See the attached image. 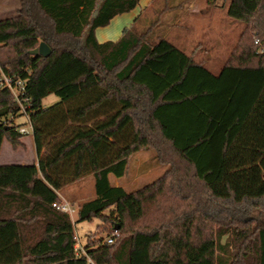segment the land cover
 Returning a JSON list of instances; mask_svg holds the SVG:
<instances>
[{
  "label": "trees",
  "instance_id": "1",
  "mask_svg": "<svg viewBox=\"0 0 264 264\" xmlns=\"http://www.w3.org/2000/svg\"><path fill=\"white\" fill-rule=\"evenodd\" d=\"M139 2L20 0L0 19V69L25 88L0 82V150L23 146L26 113L38 154L0 164V264H264V219L252 215L264 214V0H222L247 29L219 72L137 33L136 19L117 40L96 38ZM41 42L49 55L31 53ZM50 93L59 101L45 108ZM149 148L169 165L162 176L112 183ZM89 176L77 222L104 220L115 240L92 235L77 255L76 222L54 203ZM162 200L167 220L141 228Z\"/></svg>",
  "mask_w": 264,
  "mask_h": 264
},
{
  "label": "rangeland",
  "instance_id": "2",
  "mask_svg": "<svg viewBox=\"0 0 264 264\" xmlns=\"http://www.w3.org/2000/svg\"><path fill=\"white\" fill-rule=\"evenodd\" d=\"M6 6H4L5 11L2 18H8L15 15L20 6V0H9ZM8 2V1H7ZM189 2L194 3L193 7H190L189 13H184L187 11L185 6H180L178 11H181V21L174 23L172 20L171 9L167 10L165 15H162L161 8L157 1L153 0L146 7L141 6L140 1L139 6L134 11V18L137 23L135 25V31L139 34L146 32L147 37L152 42H156L161 38H169L172 41L178 42L177 44L188 54L194 53L196 58H205L206 55H210L214 69L218 70V64L223 63V59H226L230 53L231 49L240 37L241 31L247 29L245 23L241 21L234 20L227 15L226 8L222 5V0H216L213 4L209 0H190ZM182 8V9H181ZM132 19L135 21V19ZM131 20V21H132ZM119 23L117 21L113 22L111 25V33L109 38L116 39V35L113 32L116 31ZM100 34L102 32H108L107 28L99 29ZM253 36L255 35V40L258 39V35L252 31ZM208 47H210L211 52H208ZM200 51V53H196ZM0 74L2 70L0 69ZM59 101V97L55 93H50L46 98L43 99L42 104L45 108L52 105L53 103ZM17 122H25V118L16 117ZM27 143L24 144V150L22 147L20 150L14 152L12 145L8 140H5L1 148V161L16 163L21 162V160H32L36 155L34 148L33 137L28 136L26 140ZM28 146V147H27ZM26 158V159H25ZM128 173L121 178L115 176L111 177L112 183L122 185L126 190L130 191L139 188L146 183L152 182L158 177L162 176L163 173L169 168V165L163 161L158 160L157 152L155 149H145L136 153L129 164ZM94 180L91 176L84 178L80 182L73 185H69L61 192L65 198H72L76 200L77 205L84 200L92 198L95 195ZM167 200L157 201L148 206L146 217L140 223L141 228L145 226L153 227L158 225L163 220H167L168 215L163 213L168 207ZM108 213V212H107ZM259 211L253 212L252 215L264 219V214L259 213ZM77 210L73 214L72 219L76 222V234L78 238V245L83 247L86 243L88 237L96 235L103 238H108L114 235L110 230V223L101 220L94 219L93 221H82L78 220Z\"/></svg>",
  "mask_w": 264,
  "mask_h": 264
},
{
  "label": "crops",
  "instance_id": "3",
  "mask_svg": "<svg viewBox=\"0 0 264 264\" xmlns=\"http://www.w3.org/2000/svg\"><path fill=\"white\" fill-rule=\"evenodd\" d=\"M8 1V2H7ZM142 1V3L139 4L141 6H144L146 7L147 5H149V3H151L153 0H140ZM157 1V3L159 4V7L161 8L162 11V15H165L167 13V10L171 9L172 12V20H174V23L181 21V17H178V16H181V11L178 9H180V6H185V8L187 9V11H185L184 13H189L190 11V7H193L194 3L192 2H189L190 0H155V2ZM8 3H10L9 0H0V19H2V15L5 11V8L4 6H6ZM139 6V5H138ZM137 8H135L133 11L131 12H125L124 14H121V15H117L115 16L109 23L108 26H105V27H98L95 31V34H96V38H98V40L100 42H105V41H109V36H110V33L112 32L111 31V25L113 24V22L117 21L118 26H117V29L115 32H113V35H116V39H111V40H117L118 38H120L123 30L125 29V27L127 26H130L134 21L132 20L134 17V11L136 10ZM182 9V8H181ZM181 14V15H180ZM135 19V18H134ZM132 20V21H131ZM101 28H107L109 30V33L108 32H102V34H100V30ZM171 40V39H170ZM172 41V40H171ZM173 43L177 44L178 42H175V41H172ZM179 44V43H178ZM177 44V45H178ZM179 46V45H178ZM180 47V46H179ZM181 48V47H180ZM208 52H211L210 50V47H208ZM196 53H200V51H197ZM197 61L201 62L205 67H209L211 68L214 72H219V70L222 68L223 66V63L225 61V59H223V63L221 64H218V70H215L214 69V65L216 67L217 64H213L212 62V59H210V55H206L205 58H196L194 53H190ZM212 61V62H211ZM28 136H32V133H29L27 135H24L23 138H22V142H23V145L27 143V139H28ZM7 140V139H5ZM4 140V141H5ZM4 143V142H3ZM34 143V137H33V142ZM21 147L26 150L24 148V146H19L16 150L13 149L14 152L18 151L21 149ZM28 147V146H27ZM34 148H35V151H36V147H35V143H34ZM1 152V150H0ZM36 153V152H35ZM26 159V158H25ZM37 159H38V154L36 153V155L34 156V158L32 160H21V162H16V163H20V164H32L34 162H37ZM16 163H9V162H2L1 161V154H0V164H16ZM116 184V183H115ZM116 185H119V184H116ZM65 190V189H64ZM60 199H67V197L65 198L63 195H61L60 193ZM67 200H69L72 204H77L76 203V200L72 199L71 197L68 198ZM76 206V205H75Z\"/></svg>",
  "mask_w": 264,
  "mask_h": 264
},
{
  "label": "built area",
  "instance_id": "4",
  "mask_svg": "<svg viewBox=\"0 0 264 264\" xmlns=\"http://www.w3.org/2000/svg\"><path fill=\"white\" fill-rule=\"evenodd\" d=\"M258 41V39L256 40ZM3 74H0V82L3 86L8 87L9 89L12 90V92L17 96L19 93H23L25 91L24 88V80H22L21 78H16V77H12L8 74H6L5 72L2 71ZM25 117V121H28V125L23 126L20 130L22 133H24L25 135L32 133V124L30 123V120L28 118V115L25 113L24 115ZM54 206L64 212V213H68L71 217H74L73 214L76 212L78 213V209H76V206L74 204H72L69 200H65V199H60V201L55 202ZM114 237H108L106 238L107 243H113L114 242ZM76 248V253L77 255L81 254L84 249L78 245V243L75 246ZM90 264H95L91 259H89Z\"/></svg>",
  "mask_w": 264,
  "mask_h": 264
},
{
  "label": "water",
  "instance_id": "5",
  "mask_svg": "<svg viewBox=\"0 0 264 264\" xmlns=\"http://www.w3.org/2000/svg\"><path fill=\"white\" fill-rule=\"evenodd\" d=\"M33 54H41L43 56H47L51 53V48L46 42H41L39 47L31 50Z\"/></svg>",
  "mask_w": 264,
  "mask_h": 264
}]
</instances>
